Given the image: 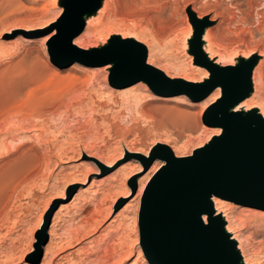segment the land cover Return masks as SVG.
Here are the masks:
<instances>
[{
  "label": "rangeland",
  "instance_id": "1",
  "mask_svg": "<svg viewBox=\"0 0 264 264\" xmlns=\"http://www.w3.org/2000/svg\"><path fill=\"white\" fill-rule=\"evenodd\" d=\"M61 1L0 0V264H151L141 242L142 202L164 163L151 153L168 145L186 156L215 139L212 128L220 126L204 122L208 107L200 112L216 88L193 100L159 93L144 80L112 82L114 64L90 55L133 36L144 41L147 61L187 84L185 75L200 77L195 49L206 43V26L214 29L207 44L216 55L241 57L254 43L249 33L264 0L248 20L227 16L222 0H112L119 35L100 22L98 31L85 25L72 50L85 60L56 64L50 50L57 30L50 33ZM140 97L150 100L137 105ZM254 101L264 108V93ZM171 108L190 118L172 121ZM222 199L247 257L264 264V205ZM99 210L108 214L98 215V228L68 244Z\"/></svg>",
  "mask_w": 264,
  "mask_h": 264
},
{
  "label": "water",
  "instance_id": "2",
  "mask_svg": "<svg viewBox=\"0 0 264 264\" xmlns=\"http://www.w3.org/2000/svg\"><path fill=\"white\" fill-rule=\"evenodd\" d=\"M96 0H68L55 25L51 59L56 64L83 61L73 53L78 48L73 39L84 29L81 16ZM201 22V20H197ZM122 46L111 44L90 55L99 64L115 62L112 82L131 85L140 80L159 93L189 95L193 100L207 97L222 84L221 98L208 107L204 122L222 126L226 132L186 156H177L166 145L151 153L164 163L146 190L141 211V242L151 264H232L225 251L222 223L204 224L200 212L211 208L209 195L235 202L264 205V118L226 110L243 99L249 90L253 62L219 66L204 62L210 77L203 84L174 83L162 69L147 62L146 46L135 39ZM118 44V43H117ZM196 63L203 62L201 47L195 49ZM256 60V59H255Z\"/></svg>",
  "mask_w": 264,
  "mask_h": 264
},
{
  "label": "bare ground",
  "instance_id": "3",
  "mask_svg": "<svg viewBox=\"0 0 264 264\" xmlns=\"http://www.w3.org/2000/svg\"><path fill=\"white\" fill-rule=\"evenodd\" d=\"M56 1L57 0H53V3L55 4ZM111 1L112 0H96L93 3L91 9L81 16V19L83 20L84 24L87 25V27L89 28L90 31H96L97 27H98L97 24L100 22L101 25H104L106 27L108 33L111 31H115L113 33V35H119L118 27L115 26L116 23L111 21L112 16H113V14L110 10ZM222 2H225V5H226L225 11L228 14L227 16H229L230 18H233V19H235L237 16H240L241 20L242 19L248 20L251 17V10L263 5V2L260 0H222ZM61 3L64 4V7H65L68 4V0H62ZM243 6H245V7H243ZM194 9H196V8H194ZM221 11H222V9H221ZM255 14L257 15V18L254 22H252L253 26L251 27L250 33H249L251 35V37L253 38L254 43L252 42L253 44H251V45L247 44V46L245 44L246 51L244 53H242L243 55L241 57L236 56L232 60L230 58L228 60V62H225V60H223L221 56L216 55L214 53V50L208 46L207 43L211 42L213 39H215V32H214L213 27L210 28L209 26H206L204 33H203V36H202V38H203L202 40H204L206 43L203 44V46L201 47V55L203 58L202 59L203 62L197 63L198 68H200L199 69L200 77H204V78L202 80H199L200 77L196 79L192 75H185L181 79H183L185 81H191V82L203 84L204 82H206V80H208V78L210 77V73H211L210 72L211 70H210L208 64H206L208 62H213L219 66L241 65L243 62H253V67H252L250 75H249V90H248L246 96L243 99H241L240 101L226 107L227 108L226 110H228L229 112H232V113H239V112L244 113V115L253 114V112H255L256 114L261 115L264 118V108L260 105H257L256 102L254 101L255 95H257V94L260 95V94L264 93V10L257 11ZM103 15H104V17H103ZM197 16L199 17L202 15L197 13ZM102 17H103V20H102ZM199 18H202V17H199ZM56 30L57 29H55L50 34L55 33ZM132 37L123 36L120 39L128 38L130 40V39H132ZM256 37L258 39H254ZM128 39L119 45L115 43V46H121L123 44H126ZM143 43H144V41H143ZM74 44L79 45V40L77 38L74 39ZM108 46H110V45L106 44L103 47H101L100 49H96L94 51L98 52V51L103 50V48L105 50V48H107ZM108 51L109 50H105L104 53H107ZM149 54H151V53L149 52ZM255 55L260 56L256 62H254L255 61V59H254ZM237 58H239V60H237ZM115 62L116 61L111 62L110 64L106 65L105 67H107V68L109 66L111 67V66H113V64H115ZM147 62L154 65L152 63L151 58H149ZM204 62H206V63H204ZM154 66H156V65H154ZM156 67H158V65ZM167 75L171 79H175L173 76L169 75L168 73H167ZM221 85L219 84L216 87V89L203 101L204 103H203V107H202L200 114H202V112L205 108L210 107L213 103L217 102L221 98L222 92H223V88ZM149 100H150L149 98L140 97L137 100V105L146 104L147 102H149ZM167 114L169 115V118L172 121H175L177 119H182L183 121H186L190 118V116L186 112H183L177 108L168 109ZM220 127L212 128L211 134H214L216 138H218L219 136L223 135L226 132V128H224L222 126H220ZM215 139H212V140H215ZM212 140L210 139L209 142H211ZM209 142H207L206 144H208ZM205 145H203V146H205ZM199 148H201V147H199ZM147 154L148 153H146L145 155H147ZM176 155L178 156V153ZM110 164H108V165H110ZM162 164H163V162L160 165H162ZM141 187H142L141 188V192H142V190L144 188V184ZM126 195L127 194H124L122 196H126ZM208 202L211 204V208L199 213L200 217L202 219V222L207 225L213 220H219L222 223L223 230H224V236H225V240H226L225 241L226 242L225 243V251H226L228 257L231 259L232 264H252L250 258L247 257L246 249L244 247V242H243L242 236L236 230V227L234 226L230 216L227 214V212L224 209H222V204L226 201L223 200L222 198L212 194V195L208 196ZM100 213L102 216L105 217L108 214V211L99 210L95 214H92V216L90 218L86 219V221L82 225L77 226L75 228V230L72 232V235L68 241V244H72L73 242H79L80 239H82L84 236H86L89 232L95 231L98 228V225L102 221V219L98 218V215ZM250 246H251V244H250ZM60 248H63V245ZM12 256H13L12 254L8 255L6 260L10 261L11 259H13ZM20 257H23V254H21ZM99 264H104V263L100 262Z\"/></svg>",
  "mask_w": 264,
  "mask_h": 264
}]
</instances>
